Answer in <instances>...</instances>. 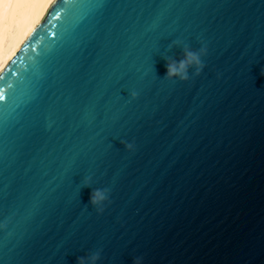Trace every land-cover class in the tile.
I'll return each mask as SVG.
<instances>
[{
    "label": "water",
    "instance_id": "95a60500",
    "mask_svg": "<svg viewBox=\"0 0 264 264\" xmlns=\"http://www.w3.org/2000/svg\"><path fill=\"white\" fill-rule=\"evenodd\" d=\"M0 225V264H264V0H52L0 70Z\"/></svg>",
    "mask_w": 264,
    "mask_h": 264
},
{
    "label": "bare ground",
    "instance_id": "6f19581e",
    "mask_svg": "<svg viewBox=\"0 0 264 264\" xmlns=\"http://www.w3.org/2000/svg\"><path fill=\"white\" fill-rule=\"evenodd\" d=\"M52 0H0V70L39 21Z\"/></svg>",
    "mask_w": 264,
    "mask_h": 264
},
{
    "label": "clouds",
    "instance_id": "9594fccd",
    "mask_svg": "<svg viewBox=\"0 0 264 264\" xmlns=\"http://www.w3.org/2000/svg\"><path fill=\"white\" fill-rule=\"evenodd\" d=\"M180 42H174L173 46H179ZM172 46H170L171 48ZM207 48L201 47L198 50H192L189 46L184 45L182 47V57L180 59H174L172 57L166 58V79H178L180 81H187L189 77V72L191 70L192 75L198 76L204 69L205 65L202 62V57L206 55ZM136 93L132 92L131 96L133 98L136 97ZM124 143V142H122ZM125 148L129 151H132L134 145L131 143H125ZM91 178L87 177L84 179V186H90ZM109 190L107 188L104 189H93L90 193L89 204L94 207L98 213H102L104 211V205L109 200ZM5 225H0V227H4ZM100 259V252L97 251L90 255L80 256L77 258V264H97V261ZM133 264H142L141 258L137 257Z\"/></svg>",
    "mask_w": 264,
    "mask_h": 264
},
{
    "label": "rangeland",
    "instance_id": "374dc122",
    "mask_svg": "<svg viewBox=\"0 0 264 264\" xmlns=\"http://www.w3.org/2000/svg\"><path fill=\"white\" fill-rule=\"evenodd\" d=\"M21 1H22V0H16V5H17V7L19 6V4H20Z\"/></svg>",
    "mask_w": 264,
    "mask_h": 264
}]
</instances>
